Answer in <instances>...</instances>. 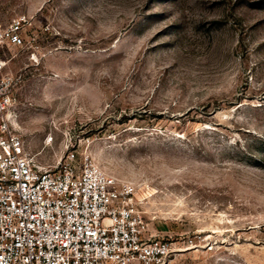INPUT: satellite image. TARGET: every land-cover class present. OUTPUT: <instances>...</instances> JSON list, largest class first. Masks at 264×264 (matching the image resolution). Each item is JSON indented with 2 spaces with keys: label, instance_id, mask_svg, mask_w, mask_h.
Wrapping results in <instances>:
<instances>
[{
  "label": "rangeland",
  "instance_id": "rangeland-1",
  "mask_svg": "<svg viewBox=\"0 0 264 264\" xmlns=\"http://www.w3.org/2000/svg\"><path fill=\"white\" fill-rule=\"evenodd\" d=\"M7 112L44 166L137 185L162 264H264V0H0Z\"/></svg>",
  "mask_w": 264,
  "mask_h": 264
},
{
  "label": "built area",
  "instance_id": "built-area-1",
  "mask_svg": "<svg viewBox=\"0 0 264 264\" xmlns=\"http://www.w3.org/2000/svg\"><path fill=\"white\" fill-rule=\"evenodd\" d=\"M20 19L0 20V49L22 41ZM0 57V264H162L173 247L145 215L138 187L88 153L44 166L25 150L7 112Z\"/></svg>",
  "mask_w": 264,
  "mask_h": 264
}]
</instances>
